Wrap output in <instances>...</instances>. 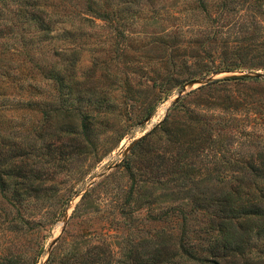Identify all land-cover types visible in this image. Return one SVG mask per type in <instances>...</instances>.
<instances>
[{"label": "rangeland", "instance_id": "1", "mask_svg": "<svg viewBox=\"0 0 264 264\" xmlns=\"http://www.w3.org/2000/svg\"><path fill=\"white\" fill-rule=\"evenodd\" d=\"M130 16L128 20H135L122 29L98 18L96 24L83 22L84 43L67 50L66 59L60 60L70 90L67 95L78 94L75 109L89 113L82 116L85 127L77 125L76 133H69L67 127L69 122H79L73 109L56 111L38 104L39 98L50 100L56 93L55 84L37 72L36 56L51 59L41 52L45 48L38 52L31 41L0 38L5 46L17 47L5 48L1 59L8 74L0 78V148L5 152L15 147L13 160L21 175L28 176L10 174L4 155L2 187L15 188L18 196L10 199L7 190L0 195V264L8 252L31 256L38 251L35 264H58L46 263L52 248L55 258L91 243L104 248L110 264H118L114 260L131 240L156 234L166 225L147 215L163 205L158 195L165 180L171 186L184 173L188 177L206 174L212 170V159L221 161L245 145L238 137L225 142L223 133L236 130L227 128L224 119L228 113L243 112L230 107H263L264 65L211 71L164 91L158 85L163 46L150 41V33L159 31L165 21L150 24L140 14ZM30 29L22 35L29 36ZM238 75L260 81L246 83L253 89L232 81L223 83L229 89L196 88L213 78ZM231 92L239 98V92L247 94L234 100L228 96ZM248 111L243 123L264 136V112ZM193 117L218 121L219 133H211L214 141L204 138L198 129L201 122ZM179 122L192 128L176 140L173 131ZM190 146L196 147L190 150ZM28 182L39 185L44 194L29 196L23 190L30 186ZM191 185L186 181L184 187ZM145 188L155 195L151 202Z\"/></svg>", "mask_w": 264, "mask_h": 264}, {"label": "trees", "instance_id": "2", "mask_svg": "<svg viewBox=\"0 0 264 264\" xmlns=\"http://www.w3.org/2000/svg\"><path fill=\"white\" fill-rule=\"evenodd\" d=\"M127 13L131 14L130 18L140 14L150 24L165 21L166 25L159 31L150 33V41L163 46L158 85L164 91L211 71L230 70L242 64L264 65V0H0V38L31 41L36 43L35 50L40 52L44 47L41 52L51 57L48 61L42 56L35 59L38 74L52 81L56 92L50 100L39 98L38 104L56 111L65 107L71 112L73 109L79 122L68 123L69 133H76L77 125L85 127L82 116L89 113L75 109L80 98L78 94L67 95L70 90L64 83L65 67L60 65V60L66 59L67 50L84 43L86 28L81 25L83 22L96 24L94 19L98 18L113 29H122L135 20H128ZM26 28H31L30 35L24 37L22 32ZM39 41L44 44L38 45ZM5 43L0 41V78L8 74V67L1 62L4 49L10 46L17 50ZM229 81L253 89L246 83L260 79L240 75L213 78L196 88L229 89ZM233 93L228 96L234 100L247 94L239 92V98ZM243 103L246 105L247 100ZM261 106L230 107L243 112L239 115L228 113L224 123L227 128L234 127L236 133L224 132V140L229 143L233 137H238L245 145L235 148L236 154H228L221 161L212 159V170L206 174L188 177L184 173L176 177L178 180L171 186L165 180L158 195L163 205L154 212L148 210L147 215L150 220L160 219L166 225L156 234L131 240L115 262L264 264V136L243 123L250 113L248 110L264 112V103ZM193 120L201 122L198 125L203 127L198 126V129L205 133L204 138L214 141L211 133H219L220 128L215 125L218 121L195 117ZM174 128L177 140L192 127L187 122H179ZM196 146H190V150ZM1 152L0 148V195L4 196L7 190L10 199H17L15 188L2 187L4 155L9 159L7 170L10 174L28 176L21 175L19 165L13 160L15 147L9 146L2 152L3 156ZM220 166L224 167L223 171H218ZM186 181L192 185L184 187ZM28 184L30 186L23 190L29 196L39 198L44 194L39 185ZM144 195L149 196V202L155 197L149 188L144 189ZM52 249L46 263L52 260L58 264H110L109 255L104 254V248L97 243L88 244L82 250L74 246L57 254L56 260ZM38 252L31 256L8 252L1 264H35Z\"/></svg>", "mask_w": 264, "mask_h": 264}]
</instances>
